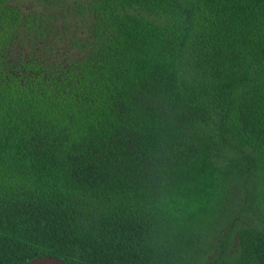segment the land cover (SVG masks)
<instances>
[{
  "label": "trees",
  "instance_id": "obj_1",
  "mask_svg": "<svg viewBox=\"0 0 264 264\" xmlns=\"http://www.w3.org/2000/svg\"><path fill=\"white\" fill-rule=\"evenodd\" d=\"M25 1L0 0V264H264V0Z\"/></svg>",
  "mask_w": 264,
  "mask_h": 264
},
{
  "label": "water",
  "instance_id": "obj_2",
  "mask_svg": "<svg viewBox=\"0 0 264 264\" xmlns=\"http://www.w3.org/2000/svg\"><path fill=\"white\" fill-rule=\"evenodd\" d=\"M26 264H65L62 260L53 256H41L30 260Z\"/></svg>",
  "mask_w": 264,
  "mask_h": 264
},
{
  "label": "rangeland",
  "instance_id": "obj_3",
  "mask_svg": "<svg viewBox=\"0 0 264 264\" xmlns=\"http://www.w3.org/2000/svg\"><path fill=\"white\" fill-rule=\"evenodd\" d=\"M26 3H27V1H25V0H22V3H21V4H22V5H25V6H28V5H30L29 3H27V4H26Z\"/></svg>",
  "mask_w": 264,
  "mask_h": 264
}]
</instances>
